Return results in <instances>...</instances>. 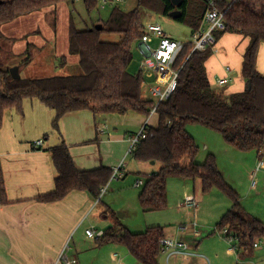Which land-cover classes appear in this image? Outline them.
<instances>
[{
	"label": "trees",
	"instance_id": "16d2710c",
	"mask_svg": "<svg viewBox=\"0 0 264 264\" xmlns=\"http://www.w3.org/2000/svg\"><path fill=\"white\" fill-rule=\"evenodd\" d=\"M76 0H0V129L4 112L23 113L25 100H37L54 112L51 127L59 132L60 119L74 112L90 111L94 116L132 111L149 116L155 101L142 96L143 75L129 72L133 62L132 48L139 42L142 11L161 14L179 9L181 16L175 21L185 23L197 31L205 10L203 0L190 9V0H182L180 7H173L169 0H137L135 9L125 12L118 6L112 8L101 30H77L70 19L68 52L78 57L80 73L64 77L13 80L7 61L15 39L2 33V26L46 8ZM86 12L98 9L95 0H82ZM222 6V5H221ZM225 30L222 34H238L249 39L243 54L242 77L250 88L225 97L211 88L205 63L212 55L210 49L190 53L186 43L173 68L178 71L176 88L170 97L155 109L158 117L156 128H148L146 139L140 142L132 158L139 163L154 161L161 166L157 172L145 175L138 194L143 212H159L167 207V180L171 178L199 179L203 193L215 189L227 197L231 208L219 220L216 230L227 229L238 238L237 251L253 249V243L264 238V222L249 215L241 206L237 192L229 186L219 172L214 155L208 154L202 164L195 159L199 153L194 138L186 131L189 124H198L221 135L223 140L240 152H260L264 149V76L256 68L259 46L264 43V0H236L224 14ZM103 34H117L118 43L101 40ZM218 40V36H217ZM32 46H27L26 58L19 69L30 62ZM55 171L52 192L36 199L39 203H54L73 192H85L94 201L112 178V169L100 167L79 171L64 144L50 148ZM186 160L187 164L182 165ZM4 196L0 177V199ZM101 199L98 201V203ZM165 237L164 228L152 226L141 233H131L117 223L103 230L96 239L98 246L118 244L140 264H159L160 241Z\"/></svg>",
	"mask_w": 264,
	"mask_h": 264
},
{
	"label": "crops",
	"instance_id": "0c3cea01",
	"mask_svg": "<svg viewBox=\"0 0 264 264\" xmlns=\"http://www.w3.org/2000/svg\"><path fill=\"white\" fill-rule=\"evenodd\" d=\"M8 24L3 25L1 30L5 37L15 39L11 46L14 49L17 39L24 34H14L12 28L17 25ZM68 29L69 23L66 30L59 31L60 35L58 31L56 34L49 31V41L54 39L53 47L57 54L62 55V64L68 61L77 64L78 57L68 52ZM217 36L215 52L205 63L211 88L225 97L242 93L247 82L242 77L241 65L249 39L230 33H217ZM34 42L29 44L32 46L31 53L33 50L38 52L43 47V42ZM136 46L140 49V42ZM141 62L142 60L138 65V72L142 73L145 81L143 90L144 85L150 86L154 83V76L147 77L148 74L142 71ZM226 68H230V72H227ZM256 68L264 76V43L258 49ZM131 70L129 72L133 74L138 73L134 72L135 69ZM224 78L229 80L228 84L219 86L217 81ZM53 118L54 112L37 100H25L21 114L11 110L4 112L0 129V177L4 187V196L0 199V264H62L59 257L67 245L65 254L68 258L75 259L77 264H140L123 246H98L96 239L86 237L85 231L90 227L97 230L95 224L88 219L98 205L87 193L73 192L54 203H39L36 199L54 189L55 171L48 152L50 148L64 144L79 171L100 167L113 169L121 162L130 167V164L127 166L124 161L129 148V138L136 134L145 122L148 128H156L157 115L154 113L144 116L129 111L125 115L94 116L90 111H79L60 119L58 133L51 127ZM99 129H102V132ZM37 140H43L41 149L32 147V143ZM222 142V151L229 164L226 175L232 184L227 182V176L220 170L217 155L214 153L212 155L216 158L219 172L225 182L237 192L243 209L264 222V207H258L261 203L257 190L259 183H256L254 188L251 186L252 179L256 177L259 178L261 186L264 185V168L254 173L257 162H264V149L260 151L262 154L256 152L255 155L242 156V152L237 150L238 154L231 153L232 147L223 138ZM205 148L208 149V146ZM141 164L143 173L155 172L148 168L152 166L150 163ZM135 167L136 165L133 168ZM213 191L217 190L203 193L201 189L204 196L212 194ZM195 194L197 195L196 192H184L177 200V208L185 215L183 223L195 221L198 235L191 230L177 234L174 228H164V235L184 239L197 256L173 257L170 264H207L205 259L210 257L209 264H264L263 249H252L251 252L230 251L215 229L221 217L230 210L231 204L223 203L225 208L221 212H218L219 208L217 211H209L210 214L213 212L215 220L199 222L198 214L202 211L199 203H206L207 200L209 202L210 199L207 196L196 197ZM190 195L197 200L196 211L181 206L184 198ZM168 198L167 191V202ZM135 199L137 200V197ZM158 263L166 264V255L163 252L158 257Z\"/></svg>",
	"mask_w": 264,
	"mask_h": 264
},
{
	"label": "rangeland",
	"instance_id": "374dc122",
	"mask_svg": "<svg viewBox=\"0 0 264 264\" xmlns=\"http://www.w3.org/2000/svg\"><path fill=\"white\" fill-rule=\"evenodd\" d=\"M117 6L121 10L128 12L136 8L137 0H123ZM198 6L199 3L197 1L190 0L191 10L197 8ZM114 7L116 6H106L104 9H96L91 13H87L82 0H76L73 3H62L56 7L46 8L17 18L8 25L15 23L14 25L17 26L12 28L14 34L24 35L17 39L14 49L11 47L10 51L12 53V57L9 58L6 66L9 70L13 67L19 68L18 65L27 56V46L31 42L35 41V44L43 42V47L38 52H34L33 50L30 62L25 65L23 64L20 67L19 75L21 78L38 79L79 74L80 69L78 62L77 64H73L71 61H68L65 64L61 63L62 55L56 53L55 48L53 47L54 39L49 41V31L53 34H56L58 31V34L60 35L59 31L67 29L70 19H72L75 28L79 31L95 28L97 25H101V23L107 20L112 8ZM142 21L146 24L149 22L159 24L163 31L173 39L184 43L191 42L192 29L185 23L175 21L174 19L161 14L146 11H142ZM101 40L109 43H118L120 41V36L117 34H103L101 36ZM132 52L133 62L131 63L129 70L135 69L134 72L136 73L139 70L138 65L143 59V55L136 44L133 46ZM131 71L133 72V70ZM142 96L144 99L156 102V98H153L148 93L147 85H144L143 87ZM186 131L194 138L197 146L199 147V153L195 162L197 164H202L208 154L215 153L218 158L220 170L225 176H227L226 172L229 170V164L222 151L224 144L220 134L208 130L198 124L187 125ZM218 145L222 146L219 147ZM205 146H208V149H206ZM230 149H232L231 153H239L236 152V150H233V148ZM241 154L242 156L255 155L256 152H242ZM126 157L124 159L125 164L127 166L130 164V167L123 166L122 176L120 178H111L104 189L101 201L98 203L95 211L89 216L88 220L95 224L94 226L97 227V230L113 227L117 223L128 229L131 233H141L144 232L146 228L152 226L173 229L177 224L185 222V220H183L185 216L184 213L177 208V200L184 192H186V194L196 192L200 198L206 196L209 197V202L207 200L206 203H203L202 201L199 203L202 209V211L198 214L199 222H211L215 220L213 219V212L210 214L209 211H217L219 208L218 212H221L225 208L223 203L230 205L229 200L217 191H213L212 194L204 196L201 192V184L198 178L194 181L171 178L167 180V191L169 195L167 207L159 212H143L138 203V194L142 189V186L135 187V183L138 180H141L144 183L146 179L145 175H147V173H143V168H141L142 164L137 163L132 158V155H127ZM186 164L187 161L183 160L182 165ZM134 165H136L135 168H133ZM160 166L161 165L159 163H154V165L149 166L148 168L157 172ZM239 171L242 172L240 169ZM227 180V182L232 184V181L228 179V176ZM254 182L257 184L259 183L257 190L260 193V197L258 198L261 203L258 207L262 208L264 207V185L261 186V182L258 177L254 179ZM135 197H137V200ZM67 247L68 245L65 249H67Z\"/></svg>",
	"mask_w": 264,
	"mask_h": 264
},
{
	"label": "built area",
	"instance_id": "2783aa9c",
	"mask_svg": "<svg viewBox=\"0 0 264 264\" xmlns=\"http://www.w3.org/2000/svg\"><path fill=\"white\" fill-rule=\"evenodd\" d=\"M98 9H104L106 6H117L123 0H95ZM205 3V10L202 16L201 23L197 31L191 36V49L192 52H203L206 49H210L215 52V46L217 44V33H223L225 30L224 14L226 10L236 0H203ZM222 5V6H221ZM140 42V51L143 55L141 62L142 71H145L147 77L154 76V83L148 86V93L156 98L155 107L151 110L150 115L155 113L156 106L167 100L176 88L178 71L173 68L176 58L183 50L186 43L169 37L157 23H142ZM227 72H230V68H226ZM143 79V83H144ZM229 80L227 78L219 79L217 84L219 86L227 85ZM102 132V129H99ZM148 133L147 122H145L139 131L129 138V148L127 155H132L137 149L141 141L146 139ZM43 146V140H37L32 143L34 149H41ZM262 154V152H260ZM124 163L121 162L117 167L112 169V179H117L122 176V168ZM264 168V162L259 160L256 164L254 173ZM143 182L138 180L136 187H141ZM256 183L252 179L251 186L254 188ZM104 188L100 191L99 198L101 199L104 192ZM182 207L196 211L198 208L197 200L193 195L186 196L181 204ZM193 231L195 235H198L197 224L195 221L188 223H180L174 227V231L177 234H183L187 231ZM222 239L229 246V250L237 251L238 238L235 235L228 234L227 229L218 231ZM85 235L89 239H98L103 235V231H99L90 227L85 231ZM161 252L166 255V264H170L173 257H188L197 256L191 251L190 245L184 239L172 236L164 237L160 241ZM253 249L264 250V238L259 239L253 243ZM66 250V249H65ZM65 250L59 257V262L62 264H77L75 259H70L65 254ZM209 264V259H205Z\"/></svg>",
	"mask_w": 264,
	"mask_h": 264
},
{
	"label": "water",
	"instance_id": "95a60500",
	"mask_svg": "<svg viewBox=\"0 0 264 264\" xmlns=\"http://www.w3.org/2000/svg\"><path fill=\"white\" fill-rule=\"evenodd\" d=\"M169 1L173 5V7H176V8L180 7L181 2H182V0H169ZM180 16H181V11L179 9H176V10L170 12L169 15H168V17H170L171 19H174V20L177 19V18H179ZM101 28H102L101 25H97L95 27V29L97 31L101 30ZM9 72H10V76H11V78L13 80L20 79L19 68L18 67L11 68L9 70ZM249 88H250V85H249V83H247L246 89H249ZM154 163H155L154 161L150 162L151 165H154Z\"/></svg>",
	"mask_w": 264,
	"mask_h": 264
}]
</instances>
